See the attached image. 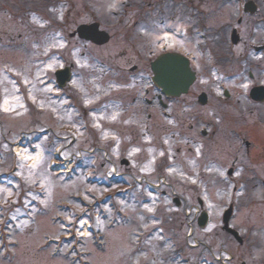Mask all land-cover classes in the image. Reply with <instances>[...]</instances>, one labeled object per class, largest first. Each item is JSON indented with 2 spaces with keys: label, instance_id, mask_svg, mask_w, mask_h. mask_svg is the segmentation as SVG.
Segmentation results:
<instances>
[{
  "label": "rangeland",
  "instance_id": "rangeland-1",
  "mask_svg": "<svg viewBox=\"0 0 264 264\" xmlns=\"http://www.w3.org/2000/svg\"><path fill=\"white\" fill-rule=\"evenodd\" d=\"M24 2L0 0V264H264V233H257L261 249L253 248L249 261L245 243L221 229L230 202L242 232L264 229V188L245 187L239 172H227L234 155L231 128L251 122L245 107L233 106L249 80L241 62L212 68L208 56L198 59L200 74L188 94L164 97V107L148 59L165 42L176 45L179 29L177 22L168 25L170 9L162 23L154 0H58L49 5L48 18L38 10L23 15ZM206 7L205 23L224 30L228 10L214 0ZM39 9L48 8L42 3ZM93 19L112 35L103 46L70 35ZM199 41L204 44L203 37ZM65 58L75 69L63 91L52 78ZM115 62L127 65L125 72H117ZM47 73L50 79L41 80ZM26 80L33 85L22 108ZM200 91L208 92L207 104L197 102ZM145 96L156 99L147 104ZM259 127L264 138V123ZM93 143L96 157L87 151ZM18 144L23 152L40 147L39 163L25 155L15 159ZM253 152V167L264 170V156L257 152L254 159ZM60 156L74 157L73 171L49 168ZM123 156L128 165L120 163ZM109 163L121 175H113ZM247 174L264 178V172ZM162 176L166 181L154 186ZM197 207L210 214L206 227L197 224ZM83 216L91 226L81 238L76 228ZM226 251L236 257L224 263Z\"/></svg>",
  "mask_w": 264,
  "mask_h": 264
},
{
  "label": "flooded vegetation",
  "instance_id": "flooded-vegetation-1",
  "mask_svg": "<svg viewBox=\"0 0 264 264\" xmlns=\"http://www.w3.org/2000/svg\"><path fill=\"white\" fill-rule=\"evenodd\" d=\"M197 1H200V3H197ZM211 2L212 0H154L153 3L156 4V11L162 16L160 22L164 23V21L167 19L164 16L166 10L170 9V12L173 16L171 17V19H167L169 22L168 25L170 27L171 24L173 26V24L177 22L178 25L176 26V29H179V34L176 35L178 37L175 39L176 45L172 46L165 42V45L162 46L160 52L166 53V51H177L181 52L184 55H187L190 58L193 70L197 72V78L200 72H198V68H195V65H197V60L202 57L205 58L208 56L211 61L212 68L223 61L228 62L229 60L232 62H241L242 67L240 71L246 73L249 80L246 81L247 86L244 89L245 94L237 98V102H233V106L236 107V110L237 103L245 107V110L247 109V111H243L242 114L247 113V118H251V122L249 123L247 128L244 126V129L239 125L238 127L234 126L231 128L233 132H231L232 135L228 136V138H230L229 140L233 142L231 147L233 148L232 150L234 151V155L231 166H229L228 169H232L230 175L233 173V169L241 174L239 179L243 186L245 185V187L250 188H264V178H261L260 175L257 179H246L248 177V172H264V170H262V168L260 169L259 166H257L258 169H256V167H253L252 164H254V160L250 155L251 152L254 151L253 148H259V152H253L252 157L257 152V155H260L259 153H261V155L264 156V138H260L259 127L261 122L264 123V0H214V5H219L222 9L226 8L228 10V16L227 18H225L227 19L226 27L224 28V30L218 28V26L216 25L214 27L209 26L207 22L205 23V16L207 14L206 12L209 11L207 10L206 6H209ZM231 8L233 9V11L231 10ZM30 13L31 10L29 9L22 10L23 15H29ZM229 13H232L233 16L236 15V20L234 19V17L232 18V15H229ZM69 32L70 31H66L65 35L68 36ZM70 35L75 36L74 30L70 32ZM199 35L203 37V45L202 42L199 41V39L202 38L199 37ZM18 36L20 37L21 34H19ZM1 39L2 35H0V42ZM12 39L13 38H10L9 40L12 41ZM79 39L82 40V42L91 44V46L93 47L103 46L95 42L93 43L86 38L83 39L79 37ZM20 43L21 42H19V44ZM7 44L11 45V43ZM64 57L65 55L63 56V58ZM65 66H70L73 73L75 69V62H69V59L65 58L62 65L54 68V77L52 79H54L56 84V71L59 68H63ZM116 66L117 72L121 73L125 72L124 69L127 68V65H121V63H116ZM136 66L137 65L131 66V69H133V67L136 68ZM40 79H50L49 74H45L42 78L40 77ZM30 87H32V85H27L25 89L24 96L26 98V101L29 100L27 89L29 90ZM253 88H258L259 91H262L260 93L262 94L260 98H255L252 96L251 92L254 90ZM60 90L64 91L65 88ZM227 91L228 93L225 94L223 92V95L230 96V91ZM260 94L257 95L260 96ZM134 99H136V97ZM192 126H194V124H192ZM172 134L175 139L177 134ZM242 141H244L243 147ZM94 144L95 143L90 144L87 150L90 157H96L98 154L97 147ZM189 147L191 146L189 145ZM179 149V146H176V151H179ZM246 157H249L250 159H247ZM261 159L263 160L264 157ZM94 160L96 161V159L93 158L92 161ZM106 164L107 163L104 161L101 162L100 169H98V171L104 169ZM112 164L114 163L108 164V168L110 169V171L113 170L111 168ZM93 165L94 163L92 164V166ZM113 168L115 169L113 175H121V172L119 173L117 171V165L114 164ZM113 175L111 174V176L109 177L111 178ZM142 179L147 180L146 177H142ZM123 185L125 188L128 186V181L126 179H124ZM127 189L128 188H126V190ZM234 218L231 219L229 223L235 229L237 228L239 233H241L242 242H239L238 239L236 240L233 234L228 233L227 231L226 233L230 234L240 244L245 243V248L247 250V259L251 261L253 259V248H255V250L261 249L262 245L259 242L257 233L259 236L263 235L264 229H262L261 232L260 230L258 231L256 229H251V231L249 226H247V230L245 232H242L240 226L237 223H234ZM221 229L224 230L223 225ZM250 231L252 232V234L248 235ZM192 233L193 229L190 232V235H192ZM254 233L255 235H253ZM261 239L264 241V235L263 237L261 236ZM222 252L223 250L220 251V253ZM226 255H228V257L226 258V256H224V263L226 262L225 260L233 259L234 257H236L235 253H230L228 251H226ZM221 256L222 254L219 255V258H221ZM260 258H262V260L264 261V250L263 252H261ZM242 262L248 264L246 260H242Z\"/></svg>",
  "mask_w": 264,
  "mask_h": 264
},
{
  "label": "water",
  "instance_id": "water-1",
  "mask_svg": "<svg viewBox=\"0 0 264 264\" xmlns=\"http://www.w3.org/2000/svg\"><path fill=\"white\" fill-rule=\"evenodd\" d=\"M77 32L80 37H86L93 42L104 43L109 40V33L105 29H100L99 23L93 21V23H83L77 26ZM151 68L153 71V81L156 85L161 88L163 94H170L174 96L186 93L196 78V73L191 69L190 62L188 58L183 56L178 52H166L158 55L154 60L151 61ZM71 68L65 67L57 72V79L59 85L63 86L66 84L67 80H70ZM251 92L252 96L255 98H260L262 91L258 88H253ZM257 94H260L257 95ZM207 93L202 92L198 96V101L202 103H207ZM128 162L127 160H123ZM178 202V201H177ZM233 205L231 204L224 212L223 223L225 230L233 233L239 241L242 240V236L238 231L229 225V219L232 215ZM208 220V214L206 211L202 212L199 217V224L202 226L206 225Z\"/></svg>",
  "mask_w": 264,
  "mask_h": 264
},
{
  "label": "bare ground",
  "instance_id": "bare-ground-1",
  "mask_svg": "<svg viewBox=\"0 0 264 264\" xmlns=\"http://www.w3.org/2000/svg\"><path fill=\"white\" fill-rule=\"evenodd\" d=\"M16 151H18L20 153V155H25L26 159L28 162H30L31 164L37 165L39 163V161L42 159L41 155H42V151L40 149V147H38L37 150L33 151V152H23L21 145L18 144L15 147ZM89 220H87L85 217H83L82 220V226L79 228L80 233L87 234L89 232V230L87 229V224H88Z\"/></svg>",
  "mask_w": 264,
  "mask_h": 264
},
{
  "label": "trees",
  "instance_id": "trees-1",
  "mask_svg": "<svg viewBox=\"0 0 264 264\" xmlns=\"http://www.w3.org/2000/svg\"><path fill=\"white\" fill-rule=\"evenodd\" d=\"M17 1H20V0H17ZM30 1H31V0H30ZM45 1L48 2V1H50V0H33V3H34V4H33V8H34V9L37 8L36 10L39 11V8H41V4H42V3L44 4ZM26 4H27V1L25 0V2L22 4V6L24 5V7H26V6H27Z\"/></svg>",
  "mask_w": 264,
  "mask_h": 264
}]
</instances>
